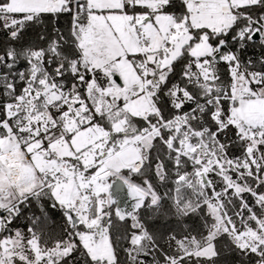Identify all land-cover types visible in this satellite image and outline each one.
<instances>
[{
    "label": "snow or ice",
    "instance_id": "obj_1",
    "mask_svg": "<svg viewBox=\"0 0 264 264\" xmlns=\"http://www.w3.org/2000/svg\"><path fill=\"white\" fill-rule=\"evenodd\" d=\"M0 264H264V0H0Z\"/></svg>",
    "mask_w": 264,
    "mask_h": 264
},
{
    "label": "trees",
    "instance_id": "obj_2",
    "mask_svg": "<svg viewBox=\"0 0 264 264\" xmlns=\"http://www.w3.org/2000/svg\"><path fill=\"white\" fill-rule=\"evenodd\" d=\"M54 217L58 218V213H52ZM25 221H17V222H14V226H18V227H24L25 226ZM233 259H235V257H233Z\"/></svg>",
    "mask_w": 264,
    "mask_h": 264
}]
</instances>
